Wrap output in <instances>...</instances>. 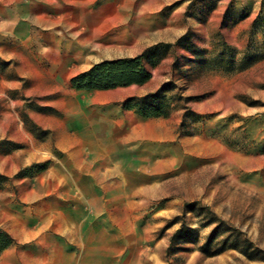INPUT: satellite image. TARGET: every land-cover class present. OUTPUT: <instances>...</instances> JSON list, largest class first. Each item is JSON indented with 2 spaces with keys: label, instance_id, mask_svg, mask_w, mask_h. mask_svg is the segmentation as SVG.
Masks as SVG:
<instances>
[{
  "label": "rangeland",
  "instance_id": "374dc122",
  "mask_svg": "<svg viewBox=\"0 0 264 264\" xmlns=\"http://www.w3.org/2000/svg\"><path fill=\"white\" fill-rule=\"evenodd\" d=\"M125 9L118 4L116 12ZM129 24L104 31L118 42L103 58L144 54L152 78L142 91L165 81L173 86L165 91L172 138L161 145L160 165L130 173V239L120 238L130 245V264H264V0H130ZM184 33L189 42L176 44ZM226 47L224 56L236 66L246 49L255 60L224 71L213 64ZM25 132L48 148H32L24 162L56 159L53 134L34 125ZM30 147L26 136L19 142L0 139V155L7 154L0 156L6 172L0 225L14 224L18 212L23 230L40 224L46 242L50 194L41 204L32 197L41 172L14 176L12 150ZM191 201H197L192 209L184 206ZM219 221L225 224L212 235ZM180 226L170 247V235Z\"/></svg>",
  "mask_w": 264,
  "mask_h": 264
},
{
  "label": "crops",
  "instance_id": "0c3cea01",
  "mask_svg": "<svg viewBox=\"0 0 264 264\" xmlns=\"http://www.w3.org/2000/svg\"><path fill=\"white\" fill-rule=\"evenodd\" d=\"M129 23L130 0H0V139L31 142L12 150L15 171L30 163L23 158L32 148H48L25 132L29 125L53 134L58 151L32 195L41 204L50 194L47 241L40 224L23 230L15 212L14 224L0 225L14 239L0 264H130V245L120 244L130 239V173L158 167L172 134L165 117H140L123 106L145 93L152 76L107 89L70 83L117 44L104 31Z\"/></svg>",
  "mask_w": 264,
  "mask_h": 264
},
{
  "label": "trees",
  "instance_id": "16d2710c",
  "mask_svg": "<svg viewBox=\"0 0 264 264\" xmlns=\"http://www.w3.org/2000/svg\"><path fill=\"white\" fill-rule=\"evenodd\" d=\"M187 33L178 36L175 39L176 44L188 43ZM170 45V44H167ZM222 48L217 55L216 62L213 65L220 67L224 71L230 72L233 70H239L250 65L254 60V54L248 49L244 51L241 63L237 66L234 62L224 56V50ZM195 55L200 56L199 51L195 50ZM264 56V55H261ZM144 54H137L131 57H119L113 59H103L93 63L89 68L81 71L70 78L72 87L77 90H93V89H107L117 86H126L129 84H142L151 78V72L144 66L142 59ZM173 86L169 81L162 82L159 87L153 91L145 92L141 95L131 96L124 101L123 106L134 110V112L140 117H166L170 112L169 97L166 96L165 91L172 89ZM48 161L42 163H31L23 168L19 169L14 176L21 177L24 175H30L31 172H39L44 170ZM6 180V176L0 173V187ZM197 201L185 202L184 206L192 209ZM207 209V206H202ZM176 222L175 218L172 223ZM225 224L224 221L219 223L212 230V235L217 234L220 227ZM183 226L176 228L169 238V246L171 247L175 243V239L182 232ZM224 229H230L235 231L233 227H225ZM234 232L229 235L232 236ZM14 243L13 237L5 230L0 229V252ZM228 244H222L218 250H222L227 247Z\"/></svg>",
  "mask_w": 264,
  "mask_h": 264
}]
</instances>
